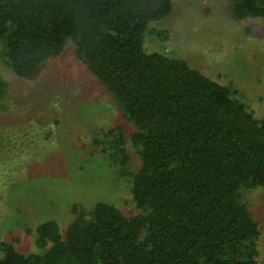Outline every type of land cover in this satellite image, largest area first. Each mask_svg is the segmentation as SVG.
<instances>
[{
  "label": "trees",
  "instance_id": "1",
  "mask_svg": "<svg viewBox=\"0 0 264 264\" xmlns=\"http://www.w3.org/2000/svg\"><path fill=\"white\" fill-rule=\"evenodd\" d=\"M172 9L173 0H0L6 65L34 77L73 42L134 125L141 160L128 172L137 212L76 203L66 229L38 226L32 252L0 240V264H261L244 190L264 188V117L187 60L146 51L150 22ZM231 10L264 18V0H231Z\"/></svg>",
  "mask_w": 264,
  "mask_h": 264
},
{
  "label": "rangeland",
  "instance_id": "2",
  "mask_svg": "<svg viewBox=\"0 0 264 264\" xmlns=\"http://www.w3.org/2000/svg\"><path fill=\"white\" fill-rule=\"evenodd\" d=\"M144 46L187 60L264 117V18H235L231 0H173L168 16L150 22ZM0 81L1 241L32 252L38 226L54 219L66 229L76 203L137 212L128 173L141 163L129 139L135 127L73 42L31 78L17 76L0 50ZM244 196L264 264V188Z\"/></svg>",
  "mask_w": 264,
  "mask_h": 264
}]
</instances>
